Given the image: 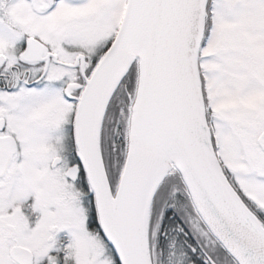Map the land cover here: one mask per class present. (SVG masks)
I'll return each instance as SVG.
<instances>
[{
  "label": "snow or ice",
  "instance_id": "obj_1",
  "mask_svg": "<svg viewBox=\"0 0 264 264\" xmlns=\"http://www.w3.org/2000/svg\"><path fill=\"white\" fill-rule=\"evenodd\" d=\"M0 264H264V0H0Z\"/></svg>",
  "mask_w": 264,
  "mask_h": 264
}]
</instances>
